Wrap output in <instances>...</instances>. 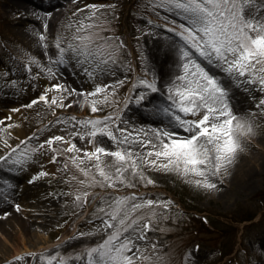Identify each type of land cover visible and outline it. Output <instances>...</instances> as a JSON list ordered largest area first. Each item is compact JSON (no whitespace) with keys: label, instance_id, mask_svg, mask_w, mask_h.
Segmentation results:
<instances>
[{"label":"snow or ice","instance_id":"snow-or-ice-1","mask_svg":"<svg viewBox=\"0 0 264 264\" xmlns=\"http://www.w3.org/2000/svg\"><path fill=\"white\" fill-rule=\"evenodd\" d=\"M54 9L35 13L39 28L33 31L42 42L46 61L29 55L24 67L48 82L27 107L44 102L53 116L47 126L63 127L43 139L38 129L14 145L6 134L0 139L4 148L0 171L22 172L38 158L59 164L54 172L39 169L29 183L61 176L66 185L63 195L73 198L72 216L78 219L90 205L94 210L86 230L77 229L64 240L57 237L52 249L13 256L4 264L20 260L25 264H167L159 252L162 242L152 232L161 218L169 219L174 201L134 189L157 183L149 169L174 172L207 190L216 189L230 175L229 168L242 151V136L254 131L256 112L264 114V0H144L145 23L136 29L135 49L122 33L117 34L115 4L77 5L71 19L61 20L58 27ZM147 37L153 38V45L147 44ZM141 38H145L143 45ZM69 66L92 81L91 90L68 88L61 70ZM4 84L16 86L17 81L9 76ZM124 85L128 91L121 96ZM241 89L255 101L247 113L235 110ZM73 93L92 113L104 106L111 110L103 116H57V107L76 102L67 99ZM130 105L161 119L134 131L121 110ZM6 119L11 117L0 119V132L16 123L4 124ZM105 137L114 148L104 145ZM108 156L113 158L111 163L106 162ZM14 178L0 176V199L12 196L18 187ZM14 207L19 210L21 205ZM97 234L100 239L86 248L71 254L61 251L70 240ZM184 261L199 264L193 249L186 250Z\"/></svg>","mask_w":264,"mask_h":264},{"label":"rangeland","instance_id":"rangeland-1","mask_svg":"<svg viewBox=\"0 0 264 264\" xmlns=\"http://www.w3.org/2000/svg\"><path fill=\"white\" fill-rule=\"evenodd\" d=\"M29 1L0 0V119L10 116L11 120H4V124L16 122L12 128L0 132V139L5 138L7 134V138L13 145L38 129L40 138L43 139L59 132L63 127V125L56 126L55 124L51 127L47 126V121L53 119V116L52 110L44 102L27 107L32 98L44 91L45 84L48 82L43 77L37 79L30 75L24 67L29 55L46 61L42 42L33 31L39 28V25L35 23V13L43 14L53 11V9L44 10ZM35 1L43 8L45 4L50 6L54 3V0ZM129 2L130 0H66L63 5L55 6L54 14L57 19L54 21V26L58 27L61 20L67 23L71 19L70 13L77 5L82 7L84 3H104L115 4L116 8L123 6L126 8ZM19 4L27 6L23 8L25 13L21 10L24 15H20L17 11ZM143 4L144 0H134L129 19L125 20L126 28L130 32L125 40L133 49H135L137 36L136 29L145 23L142 16ZM31 8L34 12H30ZM86 12L87 9H85ZM146 15L151 16L153 20L157 19V15L151 12ZM21 30H25L26 34ZM51 41L52 36L49 35L50 47ZM146 42L149 46L154 44L152 37H147ZM144 43L145 38H141V44ZM152 51L154 53V48ZM9 76L17 81L16 86H5L4 80ZM61 76L69 89L76 86L91 90L93 87L90 79L85 78L82 72L78 73L71 66L62 68ZM127 91L128 85H124L120 95H125ZM49 95L52 93L50 92ZM236 96L243 98V113L254 108L255 101L250 93L241 89ZM67 99L76 102L69 107H57L55 109L57 116L60 114L64 117L72 114L78 117L103 116L111 110L110 106H104L101 111L92 113L90 106L82 104V98L77 97L76 93ZM65 102L67 103V100ZM121 110L124 111L125 119L129 120L134 131H139L141 126L148 124L150 117H155L136 105H130L127 110L123 108ZM253 122L254 131L242 136V151L229 168L230 175L226 176L216 189L197 188L176 173L159 169L148 170L157 181L155 185L134 189L157 194L162 198L170 197L174 201L169 219L161 218L159 228L152 232V237L162 242L159 252L162 258H166L167 264H185L184 255L188 249L195 251L199 264H213L219 259H223L221 264L223 262L224 264H264V249L261 248L264 243V114L256 112ZM0 128H3V125H0ZM77 143L83 145V141L78 138ZM103 143L106 147H115V144L107 137ZM85 146L91 147V145ZM3 152L4 148L0 145V155ZM47 155L50 156L51 153ZM60 159L63 160L64 156ZM105 159L108 163L113 161L110 156ZM242 165L251 171L248 180L236 179L242 175L238 173ZM58 167L59 164L53 165L46 162L44 158H38L22 172L9 174L0 171V176L6 179L14 176L12 182L18 185L15 188L14 201L10 198L7 201L0 199V207L5 208L11 205L15 208V204H20V209L15 208L13 211L21 214L24 220H31L27 222L30 225L29 232H24L10 221V224L1 228L0 264L11 260L13 256L52 249L58 243L57 237L64 240L66 237L74 236L77 229L81 231L87 229V221L92 218L91 213L94 206L90 205L85 209L84 215H80L78 219L74 218L72 216L73 198L63 195L66 185L61 176L49 175L29 183L31 176L39 169L44 168L49 172H54ZM225 180L231 184L239 180L241 185L233 184L237 188L232 190L231 185L229 186ZM2 189L3 185L0 184V190ZM96 190L100 191L99 188ZM126 190L133 191V189ZM19 194L22 196L20 197ZM65 201L68 203L66 204ZM99 239L100 234L75 238L65 243L61 251L71 254L86 248L89 244L96 243ZM15 244L27 246L30 249L15 254L13 253ZM194 245H198V248H194ZM40 246L43 247L40 248ZM14 264H25V262L20 260Z\"/></svg>","mask_w":264,"mask_h":264},{"label":"bare ground","instance_id":"bare-ground-1","mask_svg":"<svg viewBox=\"0 0 264 264\" xmlns=\"http://www.w3.org/2000/svg\"><path fill=\"white\" fill-rule=\"evenodd\" d=\"M20 1H23V0H20ZM27 6H22V5H18L17 7V11H19L20 15L21 14H24L25 13V10L23 8H26ZM21 10H24L23 12ZM22 32H24L26 34V31L25 30H21ZM156 52V49H154V53ZM160 53H161V58L163 56V49L160 50ZM167 67H171V64H169ZM243 109H244V103H243V98H240V97H237L236 96V101H235V110L238 112V113H243ZM13 110H15L13 108ZM15 118V117H14ZM161 118H157V119H153V118H149V122L148 124H144V125H152V122L154 120L158 121L160 120ZM143 125V126H144ZM156 126H162L160 124H157ZM239 174L242 173L241 176H239V178H236V179H240V178H245L246 180L249 179L250 177V169L247 168L245 165H242L241 168L238 170ZM226 183L230 186L231 185V188L232 190H235L237 187L233 184L237 183V185H241V183L239 182V180H236L234 181L233 184H231V182L225 180ZM25 191V190H24ZM23 191V192H24ZM213 193V192H212ZM214 194H215V191H214ZM19 196L21 197L22 195L19 194ZM10 199L12 201H14L15 199V191L14 193L12 194V196L10 197ZM4 207H0V231H1V228H4L5 226H7L10 222H12V224H15L17 226H19L24 232H29V227L30 225L27 223V222H31V220L29 219H26L24 220L23 219V216L21 214H17L16 212H14L13 210H15V208H13L11 205H8L6 206L4 209ZM4 213H7V215H5ZM23 231H22V234H23ZM21 234V235H22ZM19 236V234H18ZM39 243V242H38ZM40 245V244H38ZM43 246H40V248H42ZM30 247H27V246H21L20 244L17 245L15 244L14 247H13V253L15 254H18L20 252H24V251H29Z\"/></svg>","mask_w":264,"mask_h":264}]
</instances>
